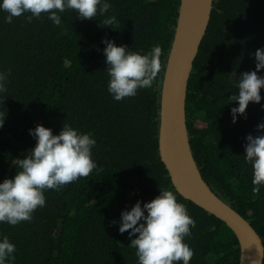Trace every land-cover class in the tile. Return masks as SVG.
<instances>
[{
	"label": "trees",
	"instance_id": "1",
	"mask_svg": "<svg viewBox=\"0 0 264 264\" xmlns=\"http://www.w3.org/2000/svg\"><path fill=\"white\" fill-rule=\"evenodd\" d=\"M112 8L94 20L75 18L68 9L59 25L47 19L5 22L0 11V72H9L0 95V182L16 174L13 162L36 144L37 124L58 134L63 123L92 132L97 163L89 176L46 190V206L31 221L0 223V234L16 246L14 264H137L127 233L118 231L120 212L171 190L195 221L185 243L190 264H239L240 247L219 219L179 195L158 150L160 93L173 43L180 0H110ZM111 23L106 24L105 20ZM147 53L162 47L161 69L153 86L115 101L101 43ZM264 48V0H215L211 22L195 61L187 93L191 145L213 191L246 217L264 240V189L252 193V168L244 162L246 136L259 135L260 104L250 103L234 124L228 103L237 91L233 75L255 70L253 54ZM258 75L264 76V70ZM4 100V101H3ZM116 220L117 224L112 225Z\"/></svg>",
	"mask_w": 264,
	"mask_h": 264
},
{
	"label": "clouds",
	"instance_id": "2",
	"mask_svg": "<svg viewBox=\"0 0 264 264\" xmlns=\"http://www.w3.org/2000/svg\"><path fill=\"white\" fill-rule=\"evenodd\" d=\"M112 8L110 0H0V11L7 13L6 23L25 13L28 22L34 18L47 16L53 24L61 23L60 13L71 9L75 18L94 20L97 15L104 16ZM105 23H111L106 19ZM101 50L105 57L108 75L107 91L115 101H122L137 95L139 89L153 86L160 69L162 47L154 45L147 53L132 51L108 37H103ZM255 70L233 75L237 89L228 98V103L238 106L230 109L232 122L245 116L250 103L260 104L261 89H264V48L253 54ZM9 72H0V95L7 92ZM4 101V100H3ZM264 108V105H262ZM4 117H0V128ZM256 131L261 133L246 136L244 162L252 168V193L259 196L264 189V122ZM30 136L36 140L23 159H15L16 174L0 182V223L17 226L31 221L38 208L46 206V190H59L80 177H87L97 168L93 149L97 141L92 132H82L69 123H63L58 134L51 128L37 124L29 129ZM112 225L117 221L113 220ZM118 231L128 234L130 245L135 249L137 264H190L194 251L185 241L191 238L195 227L186 209L179 205L171 190L160 189V194L150 201L137 200L130 208L120 212ZM17 249L8 236L0 234V264H14Z\"/></svg>",
	"mask_w": 264,
	"mask_h": 264
},
{
	"label": "water",
	"instance_id": "3",
	"mask_svg": "<svg viewBox=\"0 0 264 264\" xmlns=\"http://www.w3.org/2000/svg\"><path fill=\"white\" fill-rule=\"evenodd\" d=\"M215 0H180L160 93L158 150L172 186L184 199L219 219L240 247L239 264H264V240L252 223L206 182L191 145L187 93Z\"/></svg>",
	"mask_w": 264,
	"mask_h": 264
}]
</instances>
